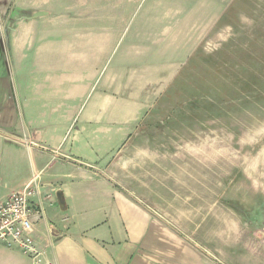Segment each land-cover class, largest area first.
<instances>
[{"label":"crops","instance_id":"0c3cea01","mask_svg":"<svg viewBox=\"0 0 264 264\" xmlns=\"http://www.w3.org/2000/svg\"><path fill=\"white\" fill-rule=\"evenodd\" d=\"M74 1L0 0V194L34 182L40 264H262L264 225L220 206L213 176L171 168L203 146L131 138L138 94L95 87L107 43ZM0 264L32 262L0 244Z\"/></svg>","mask_w":264,"mask_h":264},{"label":"rangeland","instance_id":"374dc122","mask_svg":"<svg viewBox=\"0 0 264 264\" xmlns=\"http://www.w3.org/2000/svg\"><path fill=\"white\" fill-rule=\"evenodd\" d=\"M85 2L107 43L95 87L116 78L138 94L131 138L167 136L171 153L203 146L201 165L187 157L171 168L213 176L220 206L263 226L264 0Z\"/></svg>","mask_w":264,"mask_h":264},{"label":"built area","instance_id":"2783aa9c","mask_svg":"<svg viewBox=\"0 0 264 264\" xmlns=\"http://www.w3.org/2000/svg\"><path fill=\"white\" fill-rule=\"evenodd\" d=\"M38 190L30 181L22 189L3 197L0 194V244L18 248L32 264H40L43 251L33 236L35 220L42 213L32 206L31 196ZM44 264H54L46 261Z\"/></svg>","mask_w":264,"mask_h":264},{"label":"water","instance_id":"95a60500","mask_svg":"<svg viewBox=\"0 0 264 264\" xmlns=\"http://www.w3.org/2000/svg\"><path fill=\"white\" fill-rule=\"evenodd\" d=\"M43 13L42 12H38L37 14H35V15H42Z\"/></svg>","mask_w":264,"mask_h":264},{"label":"trees","instance_id":"16d2710c","mask_svg":"<svg viewBox=\"0 0 264 264\" xmlns=\"http://www.w3.org/2000/svg\"><path fill=\"white\" fill-rule=\"evenodd\" d=\"M170 94L169 93H166L165 96H169Z\"/></svg>","mask_w":264,"mask_h":264}]
</instances>
